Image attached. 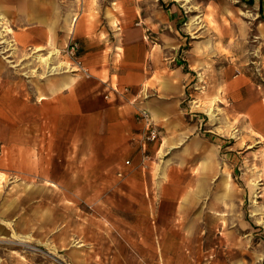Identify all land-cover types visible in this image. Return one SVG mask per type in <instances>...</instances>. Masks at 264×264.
<instances>
[{
    "label": "crops",
    "instance_id": "1",
    "mask_svg": "<svg viewBox=\"0 0 264 264\" xmlns=\"http://www.w3.org/2000/svg\"><path fill=\"white\" fill-rule=\"evenodd\" d=\"M59 5L57 0H0V43L4 38L15 56L13 42L2 32L12 29L3 24L23 26L14 30L16 42L38 47L23 66L40 59L46 67L45 74L33 77L34 70L27 69L30 78H17L0 56V143L10 146L8 159L0 158V173L2 168L16 170L12 154L23 152L24 175L31 178L22 186L25 205L0 207V217L15 218L2 221L9 231L0 226V236H14L18 240L9 243L23 246L33 239L37 226L45 234L41 231L54 221L43 204L46 194L80 193L85 190L82 177H102L108 171V192L146 198L145 204L156 213L158 232L151 231L150 240L158 242V248L140 253L151 257L152 264H161V258L163 264H246L258 252L264 263V243L257 242L258 236L264 241V217L256 221L251 214L248 220L242 216L246 190L240 183L247 174L248 192H255L253 184L259 180L264 191V89L252 84L255 75L244 71L233 77L234 67L216 73L222 82L218 90L226 92L233 105L220 119L206 109L219 136L208 137L183 107L192 82L187 64L190 60L194 69L195 50L203 47L187 41L181 10L108 13L106 6L97 17L84 11L80 16L71 10L61 14ZM71 33L81 45L89 75L60 73L62 66L53 65ZM46 49L47 55L42 52ZM201 53L200 63L205 55ZM51 65L58 67L51 72ZM142 111L150 113L160 133L159 141L148 146V159L144 124L139 121ZM238 127L244 128L241 135ZM82 163L88 167L82 168ZM242 167L247 172L242 173ZM119 173L122 178H117ZM35 195L40 210L39 203L36 209L29 206ZM176 224L182 227L176 230ZM201 240L206 243L205 259L198 251Z\"/></svg>",
    "mask_w": 264,
    "mask_h": 264
},
{
    "label": "rangeland",
    "instance_id": "2",
    "mask_svg": "<svg viewBox=\"0 0 264 264\" xmlns=\"http://www.w3.org/2000/svg\"><path fill=\"white\" fill-rule=\"evenodd\" d=\"M188 1L131 0L128 3L117 0H57L61 14L63 11L71 10L79 16L84 11L85 15L92 12L98 17L106 6H108V13L110 10L128 9L137 14L142 10H147L152 15V10H167L171 7L181 10L184 18L181 25L186 28V32H189L187 41L195 47H203L195 50L194 69L190 60L187 64V68L192 70V82L188 86V96L183 107L198 120L201 125L199 131L209 135L208 137L212 135L219 137L213 133L214 123L207 115L206 109L210 108L208 110L211 117L220 119L227 114L226 110L233 105V102L226 92L218 90L222 82L216 79V73L226 72L234 67L233 77H238L244 71H248L255 75L256 81H252L254 87L264 89V32L262 31L264 5L262 12L260 0H255L254 3H250V0ZM3 25L13 30L7 32L8 28H4L2 32L6 39L13 42L17 53V56L11 55V47L3 43L4 38L1 39L0 51L4 53H0V56L8 68L15 72L17 78L22 79L31 77L26 76V72L29 71L27 69L34 70L31 71L33 77H37L39 73L45 74L46 67L41 64L40 59L36 62L32 61L28 67L23 66L28 61L25 60L28 59V55L38 48L32 44L21 45L16 42L14 30H21L24 27L15 24L10 26V23ZM0 30L3 28L0 27ZM72 39H75L73 33L70 34L65 47L59 48V56L54 60L53 65L62 66L60 73L72 71L70 59L65 53ZM49 51L46 49L42 52L47 55ZM201 52L205 53L202 63H200ZM42 60L46 61L45 58ZM239 68L240 72H238ZM217 124L219 123L216 122L215 125ZM237 129L240 135L244 131V128L238 127ZM9 147L4 141L0 143L2 160L8 159ZM256 148L259 149V146ZM12 155L16 157L18 168L12 172H9L7 168H2L0 207L5 203L25 205L23 203L25 192L22 186L25 181L29 182L28 180L31 179L24 175L25 153L16 152ZM160 160L162 161V157ZM100 164L101 162H97L98 167ZM81 167L87 168L88 166L82 163ZM246 170V167L241 169L242 173ZM241 171H238L240 177ZM117 178H122V176L119 175ZM90 180L94 181L93 184L85 188V184H88ZM33 182L38 181L34 179ZM81 182L82 189L85 190L80 193L64 191L46 194L47 199L43 201V204L51 210L54 221L49 220L46 224L48 230L41 231L46 232L45 234L41 235L37 226V231H33V239L26 241V245L23 246L9 243V241L18 240L14 236L9 237L7 234L0 236V264H111V261L113 264H152L151 257L140 255L141 251L147 253L151 252L153 247L158 248V242L150 240L151 231L154 234L158 232V225L154 219L156 213L153 208L145 204L146 198L131 196L129 199V196L125 197L119 192H108V171L102 177H82ZM246 182L248 183L247 174L240 178L242 189L246 190L242 200V216L248 220L251 214L253 220H261L264 217V209H261L264 196L261 181L253 184L255 192L251 194L245 185ZM156 185L158 186V180ZM37 196L35 195L33 200L29 201V206L33 209H36L40 202V198L35 199ZM40 205L41 203H39L38 210H40ZM254 208H257V212H254ZM13 219L15 220V218L1 216L0 226L6 228L2 221L8 222ZM177 226L182 227L176 224L173 228L178 230ZM6 231L8 232L9 229L6 228ZM56 236L59 238L56 239ZM214 239L213 247L216 248L218 244L215 242L216 238ZM261 239L263 238L258 236L257 242L264 243ZM185 251L188 253L190 246ZM198 251L202 254V259H205L206 243L204 240H201L198 245ZM72 252L75 257H70L69 254ZM113 252L122 255L116 257L111 255ZM88 253L91 255L90 260L83 262ZM160 261L163 264V258ZM246 264L264 263L258 252L256 258H253L251 262L247 259Z\"/></svg>",
    "mask_w": 264,
    "mask_h": 264
},
{
    "label": "built area",
    "instance_id": "3",
    "mask_svg": "<svg viewBox=\"0 0 264 264\" xmlns=\"http://www.w3.org/2000/svg\"><path fill=\"white\" fill-rule=\"evenodd\" d=\"M81 45L78 40L72 39L69 43V46L66 49V55L70 59L71 69L73 72H81L85 75H89L87 68L84 66V63L80 57ZM139 121L144 124V135H143V149H144V158L148 159L149 155L148 146L149 144H154L159 141L160 133L156 128L152 116L147 111H142L139 114ZM126 166L131 165V162L127 160L125 162ZM122 176V173H119Z\"/></svg>",
    "mask_w": 264,
    "mask_h": 264
},
{
    "label": "trees",
    "instance_id": "4",
    "mask_svg": "<svg viewBox=\"0 0 264 264\" xmlns=\"http://www.w3.org/2000/svg\"><path fill=\"white\" fill-rule=\"evenodd\" d=\"M249 2H250V3H253L254 0H250ZM260 7H261V10H263V2H262V1H260Z\"/></svg>",
    "mask_w": 264,
    "mask_h": 264
},
{
    "label": "bare ground",
    "instance_id": "5",
    "mask_svg": "<svg viewBox=\"0 0 264 264\" xmlns=\"http://www.w3.org/2000/svg\"><path fill=\"white\" fill-rule=\"evenodd\" d=\"M52 67H50L52 70H50L51 72L52 71H55L54 69H56L58 66H53V65H51ZM209 114V113H208Z\"/></svg>",
    "mask_w": 264,
    "mask_h": 264
}]
</instances>
